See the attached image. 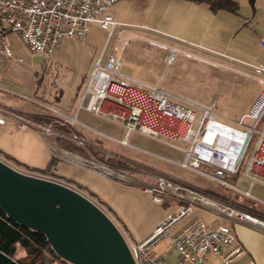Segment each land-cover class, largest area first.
Segmentation results:
<instances>
[{"label": "crops", "instance_id": "obj_1", "mask_svg": "<svg viewBox=\"0 0 264 264\" xmlns=\"http://www.w3.org/2000/svg\"><path fill=\"white\" fill-rule=\"evenodd\" d=\"M257 1L254 7L250 5L252 14L247 17L248 20L254 19L258 14ZM112 11L115 20L120 24L132 29L146 27L155 34L160 33L162 34L160 36L165 37L169 42L171 41L172 47L179 45L180 47H176L183 53L197 55L199 50L202 54L203 52L218 53L219 49H225L229 45L233 37V33L229 35L230 30L234 27L231 25V14L226 11L214 13L205 4L186 0H121L113 7ZM134 21H141V23H134ZM242 25L239 24L236 31L240 30ZM102 31L99 26L94 25L90 33H103L104 31ZM130 31L128 29L123 35V41L131 42L130 40L134 38L125 37ZM252 31L259 38L258 46L260 49V54L254 63L257 61L264 62V49L260 43L261 40H264V30L258 32L253 29ZM228 35L229 37H227ZM96 45L100 48L103 46L100 42H96ZM115 48L117 47H114L109 54L115 53ZM106 54L107 52L105 57ZM199 60L194 61L198 62ZM9 66L11 67L9 74L2 78ZM44 77V73L40 78L37 70H31L27 65L13 64L0 56V83H4V80L5 83H12L11 81H13L23 94L53 96V102L57 104L56 108L53 106V122H63L66 126L65 130L62 128L53 129V143H61L65 140L69 147L64 148L53 144L52 154L48 141L49 135H46L39 127H35L37 126L36 123H32L26 129H22L20 124H17V130L5 131L1 127L6 126L10 123L9 121H14L9 119L6 124L0 125V155L7 160L12 159L20 165L23 164L26 166L25 168L31 170H45L52 158L55 159L53 174L56 176V180L69 182L71 186L80 188V190L104 202L117 217L131 242L138 243L148 239L163 222L175 216L181 207L190 205L188 199L172 197L166 198L162 205L155 203L146 190L156 185L158 176L172 178L231 208H242L256 213L254 209H250L241 203L240 196L245 195L238 191L232 189L234 193L227 192L224 194L218 192L215 187L206 188V185L201 182L188 183L183 181L179 176L170 172L168 164L179 165L180 163L176 159L178 156L176 150L178 149L168 142L166 137L168 135L162 133L157 140L142 134L137 129L128 134L127 122L122 119L113 120L114 114L125 113V108L114 99L106 100L103 104L104 114L97 115L81 108L82 100L76 107L75 98L80 94L81 89L77 85L74 99L70 104L64 105L62 104L65 95L63 90L41 89L43 88ZM254 78L261 84L255 74ZM261 85L264 87V84ZM263 93L253 104L250 112ZM213 105L209 107H213ZM35 115L38 114L35 113ZM216 115L220 122L237 127L239 121L235 122L232 119L223 118L218 113ZM247 115L244 114L242 118ZM107 166L115 168L114 172L109 170ZM202 176L204 179L213 181L208 176ZM235 177L231 179L234 185L241 186L242 182H244L245 185L243 186L245 187L249 185L248 190L245 191H250L253 197L264 204L263 198L252 193L256 186L262 185L256 184L250 188L249 179L241 177L235 181ZM218 186L219 188L222 187ZM193 206V214L173 226L170 235L152 249L154 256L161 258L165 264H178L181 258L172 244V237L186 225L200 219L210 228L228 225L247 252L243 260H253L257 264H264V227L229 218L210 206L199 204ZM206 264L223 263L218 258L210 256Z\"/></svg>", "mask_w": 264, "mask_h": 264}, {"label": "built area", "instance_id": "obj_2", "mask_svg": "<svg viewBox=\"0 0 264 264\" xmlns=\"http://www.w3.org/2000/svg\"><path fill=\"white\" fill-rule=\"evenodd\" d=\"M120 1L0 0V56L8 62L27 65L33 70L32 61L28 62L22 56V51L28 52L30 58L41 56L48 59L54 55L64 39L85 41L94 25L107 34V45L118 31V40L127 46L130 42L123 41L122 37L128 28L115 20L112 11ZM260 43L264 49V40ZM117 49L107 57L105 50L99 56L90 73L80 107L103 115L104 102L110 98L114 99L125 108V113L114 114L113 120L122 119L127 122L128 134L139 128L142 134L152 135L157 140L160 133L173 135L180 142L189 144L188 149L172 145L178 150H183L185 154V161L179 164L181 167L208 176L222 187L231 188L261 202L253 197L250 191L234 185L231 179L238 174L249 146L257 136L258 144L244 178L249 179L250 188L256 184L264 186V126L257 128L264 116V93L250 114L244 116L237 123V127H233L220 122L213 107L201 106L172 93L161 84L149 86L123 75V63L117 55ZM170 51L168 64L179 54L199 60L190 53L174 49ZM244 64L259 78L261 84H264V62ZM260 102L261 110L255 116L254 110ZM197 111L201 113L200 118ZM8 118L9 113L0 109V124H5ZM245 118H251L254 125L246 126ZM233 157L235 160L231 161ZM201 165L212 168L213 174L201 172ZM39 178L60 182L43 175ZM64 185L88 198L104 212L93 197L74 186ZM146 192L157 204L162 205L166 198L174 197L188 199L190 205L181 207L177 214L163 222L152 236L138 243L131 242L125 230L122 228L121 231L117 227L124 236L136 264H165L161 258L152 254V249L170 235L173 226L193 214L195 204L210 206L229 218L264 227L263 216L250 210L231 208L166 176L157 177L156 185L148 188ZM172 244L180 254L181 260L178 264H206L210 256L218 258L223 264H257L253 260H243L247 252L228 225L210 228L203 220H195L172 237Z\"/></svg>", "mask_w": 264, "mask_h": 264}, {"label": "rangeland", "instance_id": "obj_3", "mask_svg": "<svg viewBox=\"0 0 264 264\" xmlns=\"http://www.w3.org/2000/svg\"><path fill=\"white\" fill-rule=\"evenodd\" d=\"M236 2L239 3L240 10L237 14L230 13L232 16L231 25H234L229 34L231 35L233 33L232 41L229 42V45L225 47V49H219L218 53L203 52L202 54L200 50L197 55L190 53L200 59L198 62L193 59H187L184 55L179 54L172 63L168 64L166 58L171 55L170 50H178L180 46L176 45L178 47H172L171 41L169 42L165 37L163 38L160 36L162 34H155L146 27L142 29L128 28L131 31L125 37L134 38L130 40L131 42L127 46L122 45L124 43L118 40V31L114 33L107 45L106 33L102 31L103 33H90L85 42L64 39L54 55L48 59L41 56L30 58L28 52L25 51H22V56L28 62L32 61L33 70H37L40 78L44 73L45 77L43 88H41L42 90L51 88L52 90L64 91L65 95L63 96L62 104L66 105L72 102L76 92L75 88L78 85L81 89L80 94L75 98L77 107L82 100V95L86 89L90 73L99 56L104 50H107V57L108 54L113 51L114 47H117L119 50L117 55L120 56L123 63V75L138 82L161 84L172 93L181 95L201 106H210L214 104L213 107L216 113L223 118L226 117L238 122L244 114H250L249 112L253 104L260 94L264 92V87L254 78V73L244 64L254 63L255 59L260 54L258 46L259 38L254 35L252 30L255 29L258 32L264 30V0L257 1L258 14L252 20H248L247 18L252 14L250 1L236 0ZM137 22L141 23V21H134V23ZM239 24L243 25L240 30L236 31ZM229 35L227 37H229ZM96 42H100L103 46L101 48L98 47ZM10 69L11 67L9 66L2 78H5L9 74ZM5 82L4 80V83H0V109L13 115H9L7 122L9 119L14 121H9L10 123L1 128L5 131H15L18 127L17 124H20L21 128L26 129L32 123H36L37 126L35 127H39L46 135H49L48 141L50 142L49 145L52 154L53 144H55V146L60 145L64 148H68L69 146L65 140L61 141V143H53V129L62 128L65 130L66 128L63 122H53V106L54 108L57 107L56 102H53V96L23 94L13 81H11L12 83ZM35 113L38 115H35ZM54 115L57 114L54 113ZM197 115L199 118L201 117L200 111H197ZM244 124L246 126H253L254 121L251 118H245ZM24 125L26 127H24ZM136 129L140 131L139 128ZM161 134L162 133H160V136ZM165 134L166 133H164V135ZM146 136L153 138L152 135ZM166 137L171 145H176L183 149H188L189 147L188 143L180 142L171 134H168ZM257 144L258 137L255 136L239 168V177L245 176L248 164L252 161ZM176 152H178V156L176 157L178 163L184 162L185 154L183 150H176ZM2 157L4 156L0 155L1 160L23 173L36 177L43 175L57 179L53 174V168L51 171L44 173L42 170L27 169L23 164L20 166L18 162V164H16ZM167 166H169L170 172L179 176L183 181H187L188 183L201 182L206 185V188L215 187L218 192L224 194L227 192L234 193L231 188H219L215 181L204 179L198 172L174 164H168ZM107 168L112 171L115 169L110 166H107ZM199 170L206 174H213L214 172L212 168H208L205 165H201ZM59 183L71 185V183L66 181ZM243 183L244 182L241 183V186H238L244 190H248L249 185L245 187ZM252 193L264 199V187L256 186V188L252 190ZM87 195L92 197L89 193H87ZM240 199L244 206L254 209L259 216L264 215L263 203L246 198L245 196H240ZM94 200L101 205L104 212L109 215L114 224L122 231L123 227L120 222L111 215L109 208L103 206L96 199Z\"/></svg>", "mask_w": 264, "mask_h": 264}, {"label": "water", "instance_id": "obj_4", "mask_svg": "<svg viewBox=\"0 0 264 264\" xmlns=\"http://www.w3.org/2000/svg\"><path fill=\"white\" fill-rule=\"evenodd\" d=\"M0 209L18 224L45 234L55 253L69 264H136L120 230L88 198L2 160Z\"/></svg>", "mask_w": 264, "mask_h": 264}, {"label": "trees", "instance_id": "obj_5", "mask_svg": "<svg viewBox=\"0 0 264 264\" xmlns=\"http://www.w3.org/2000/svg\"><path fill=\"white\" fill-rule=\"evenodd\" d=\"M193 3L205 4L214 13L226 11L237 14L240 5L236 0H186ZM250 5L254 7L256 0H249ZM39 84V81H38ZM264 126V116L258 123L257 128ZM10 160V159H9ZM10 161H13L12 159ZM15 162V161H13ZM18 164L17 162H15ZM55 159L52 158L48 167L42 172L47 173L52 170ZM20 165V164H18ZM21 166V165H20ZM239 172L235 177L238 181ZM103 206L104 202L92 196ZM111 215L119 222L117 217L109 209ZM121 224V223H120ZM0 264H69L62 260L53 250L45 234L33 231L22 226L9 218L7 214L0 209Z\"/></svg>", "mask_w": 264, "mask_h": 264}, {"label": "bare ground", "instance_id": "obj_6", "mask_svg": "<svg viewBox=\"0 0 264 264\" xmlns=\"http://www.w3.org/2000/svg\"><path fill=\"white\" fill-rule=\"evenodd\" d=\"M261 106H262V102H260V104L255 108V110H254V115L256 116V114L261 110ZM67 156H69V157H71L69 154H67V153H65ZM64 154V155H65ZM235 160V158L233 157L232 159H231V161H234Z\"/></svg>", "mask_w": 264, "mask_h": 264}]
</instances>
